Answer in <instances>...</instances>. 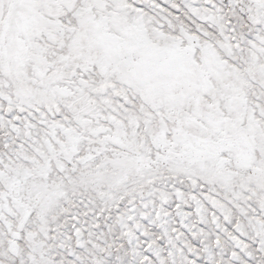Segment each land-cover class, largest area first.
I'll use <instances>...</instances> for the list:
<instances>
[{"label": "snow or ice", "instance_id": "6c2138e0", "mask_svg": "<svg viewBox=\"0 0 264 264\" xmlns=\"http://www.w3.org/2000/svg\"><path fill=\"white\" fill-rule=\"evenodd\" d=\"M0 264H264V0H0Z\"/></svg>", "mask_w": 264, "mask_h": 264}]
</instances>
